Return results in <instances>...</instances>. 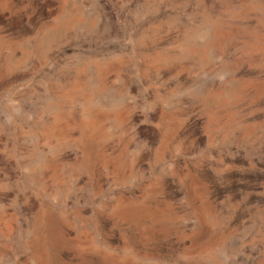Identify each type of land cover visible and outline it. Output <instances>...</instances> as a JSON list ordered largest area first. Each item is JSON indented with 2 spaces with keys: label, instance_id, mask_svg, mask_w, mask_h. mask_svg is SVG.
<instances>
[{
  "label": "rangeland",
  "instance_id": "1",
  "mask_svg": "<svg viewBox=\"0 0 264 264\" xmlns=\"http://www.w3.org/2000/svg\"><path fill=\"white\" fill-rule=\"evenodd\" d=\"M0 264H264V0H0Z\"/></svg>",
  "mask_w": 264,
  "mask_h": 264
},
{
  "label": "bare ground",
  "instance_id": "2",
  "mask_svg": "<svg viewBox=\"0 0 264 264\" xmlns=\"http://www.w3.org/2000/svg\"><path fill=\"white\" fill-rule=\"evenodd\" d=\"M98 118V117H97ZM90 121V120H89Z\"/></svg>",
  "mask_w": 264,
  "mask_h": 264
}]
</instances>
